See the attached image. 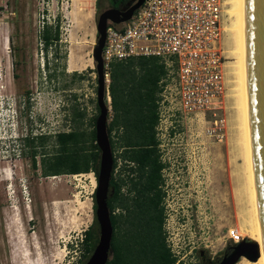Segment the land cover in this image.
<instances>
[{
	"label": "rangeland",
	"instance_id": "374dc122",
	"mask_svg": "<svg viewBox=\"0 0 264 264\" xmlns=\"http://www.w3.org/2000/svg\"><path fill=\"white\" fill-rule=\"evenodd\" d=\"M95 1L0 0V139L17 134L13 125L26 100L31 101V113L48 121L68 113L63 107L82 110L81 120L73 118V128L90 133L99 111L92 48L103 10H97ZM224 19L220 43L225 82L218 106L199 117L161 122L159 148L167 164L163 228L176 254L174 264H197V248L211 256L219 253L229 241V227L247 235L241 232L246 228L247 171L227 11ZM55 22L60 38L45 49L40 32L44 23ZM1 154L0 146V166L6 165ZM21 165L11 164L0 173V264H79L84 229L94 217L95 174H44Z\"/></svg>",
	"mask_w": 264,
	"mask_h": 264
},
{
	"label": "trees",
	"instance_id": "16d2710c",
	"mask_svg": "<svg viewBox=\"0 0 264 264\" xmlns=\"http://www.w3.org/2000/svg\"><path fill=\"white\" fill-rule=\"evenodd\" d=\"M114 0H96L97 10L110 6ZM128 1V4L133 0ZM58 22L44 23L40 32L43 47L60 38ZM58 49L54 50L57 58ZM96 70V69H95ZM74 75L81 76L74 70ZM164 62L158 55H132L110 61L107 82L111 114L107 116V132L113 164L109 181L107 204L113 226L111 247L113 255L105 264H174L176 254L171 250L163 228L165 191L159 138L156 135L157 99L160 79L165 75ZM97 106V104H96ZM97 109L99 110L98 106ZM83 111L75 109L73 118L81 120ZM97 116V115H96ZM96 116L94 117L96 119ZM70 153L56 154V167L44 169V174L93 171L97 179L100 149L96 142L95 122L87 134L74 127ZM121 149V151H118ZM118 156L122 163L116 170ZM122 184L128 193L120 191ZM133 192V194H131ZM93 221L84 229L82 245L91 250L98 238V221L95 214L93 192ZM135 199L137 209H130ZM124 202L127 214L117 228L113 210L117 201ZM147 204V205H146ZM148 206L150 211L147 210ZM148 214L150 217H148ZM229 241L232 243L229 239Z\"/></svg>",
	"mask_w": 264,
	"mask_h": 264
},
{
	"label": "built area",
	"instance_id": "2783aa9c",
	"mask_svg": "<svg viewBox=\"0 0 264 264\" xmlns=\"http://www.w3.org/2000/svg\"><path fill=\"white\" fill-rule=\"evenodd\" d=\"M227 1L143 0L128 19L107 20L102 46L106 78L115 59L154 54L164 62L166 73L159 82L156 107L158 138L163 119L179 122L199 117L221 101L225 55L220 42ZM2 145L3 137L1 151ZM9 169L1 165L0 173ZM227 236L233 242L243 237L236 226L227 229Z\"/></svg>",
	"mask_w": 264,
	"mask_h": 264
},
{
	"label": "water",
	"instance_id": "95a60500",
	"mask_svg": "<svg viewBox=\"0 0 264 264\" xmlns=\"http://www.w3.org/2000/svg\"><path fill=\"white\" fill-rule=\"evenodd\" d=\"M242 1L244 100L247 125L249 162L255 200L258 231L264 264V0ZM143 0H133L127 7H107L97 16V39L92 48L96 69V102L99 108L95 119L96 142L100 149L97 185L94 190L95 214L98 221V240L88 259L82 264H105L111 245L113 226L107 204L113 155L107 132L110 95L102 58L107 20L128 19ZM260 245L244 235L230 242L217 264H235L241 257L256 260Z\"/></svg>",
	"mask_w": 264,
	"mask_h": 264
},
{
	"label": "flooded vegetation",
	"instance_id": "af4514ba",
	"mask_svg": "<svg viewBox=\"0 0 264 264\" xmlns=\"http://www.w3.org/2000/svg\"><path fill=\"white\" fill-rule=\"evenodd\" d=\"M127 6L128 1L114 0L113 3L108 7L123 8ZM31 106V101L27 100L22 101L20 104V115L16 125H13V128H17V134L13 137H11V134L3 137L2 158L10 168L11 164H18L19 166H23L21 164H26L28 167H33L34 169L40 168L43 171L44 169L56 167V154H67L71 152L73 144V111L71 107H63L62 110H69L68 113H63L62 116H60L58 119H55L54 121H48L47 118L42 117L39 114L31 113ZM9 128L10 127H8V129ZM118 151H121V149H118ZM121 163V157L118 156L116 170L120 169ZM120 191L123 192V194H127V186L122 184ZM131 194H133V192H131ZM130 202V209H134L135 207L136 210L137 206L135 199ZM147 210L150 211L149 206ZM113 212L116 214V224L118 228L122 223L123 217L127 214L126 204L120 200L117 201ZM148 217H150L149 214ZM96 242L94 243L91 250H86L84 248L83 257H81L79 264H82L88 259L94 249ZM229 243L230 241H226L223 249H221L219 253H215L212 256L208 254L207 249L197 248L196 251L199 255L197 264H217L219 259L223 256L224 249ZM112 255L113 250L110 245L107 260L111 258Z\"/></svg>",
	"mask_w": 264,
	"mask_h": 264
},
{
	"label": "bare ground",
	"instance_id": "6f19581e",
	"mask_svg": "<svg viewBox=\"0 0 264 264\" xmlns=\"http://www.w3.org/2000/svg\"><path fill=\"white\" fill-rule=\"evenodd\" d=\"M230 5L227 12L230 14L232 19L230 23L229 33L231 41L230 55L233 58L234 68L237 76V91H238V113H239V137L244 152V163L246 166V182H247V208L245 210L244 221L246 228H243L241 232L247 234L256 239L260 245V255L256 260L242 259V264H263V257L261 251L260 237L257 224L255 200L253 193L251 169L249 162V151H248V138H247V125H246V113H245V100H244V75H243V38H242V1L241 0H228ZM240 121V122H239ZM237 138V137H236ZM239 140V141H240ZM238 141V143H239ZM240 146V143H239ZM241 148V147H240ZM242 154V153H241ZM234 180V179H233ZM241 213V212H240ZM245 227V226H244ZM240 232V230H239Z\"/></svg>",
	"mask_w": 264,
	"mask_h": 264
}]
</instances>
